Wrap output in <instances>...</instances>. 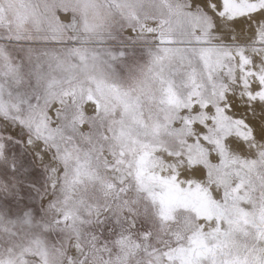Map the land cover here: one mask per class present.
<instances>
[{"label": "snow or ice", "instance_id": "1", "mask_svg": "<svg viewBox=\"0 0 264 264\" xmlns=\"http://www.w3.org/2000/svg\"><path fill=\"white\" fill-rule=\"evenodd\" d=\"M0 264H264V0H0Z\"/></svg>", "mask_w": 264, "mask_h": 264}]
</instances>
